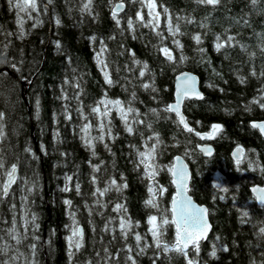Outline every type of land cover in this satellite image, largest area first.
I'll use <instances>...</instances> for the list:
<instances>
[{
    "label": "trees",
    "instance_id": "16d2710c",
    "mask_svg": "<svg viewBox=\"0 0 264 264\" xmlns=\"http://www.w3.org/2000/svg\"><path fill=\"white\" fill-rule=\"evenodd\" d=\"M117 2L92 0L89 12L83 10L87 0H38V10L23 25L22 37L7 0H0V61H6L0 63V113L4 114L0 160L7 170L17 166L9 195L0 197V261L131 264L127 257L132 255L137 264L154 260L155 264H187L181 254L155 248L147 223L150 215L171 218L174 188L168 168L180 155L191 172L188 193L207 207L212 226L207 240L199 242V255L190 248L189 257L199 264H264V233L260 232L264 207L249 192L253 185L264 186V139L249 124L264 120V0H221L216 7L196 0H156L161 13L156 30L136 19L137 11L145 22L150 17L148 9L134 0H123L118 25L111 15ZM165 7L173 25H179L175 36L168 31ZM129 19L133 29L128 28ZM196 35L199 44L193 39ZM228 36L234 40L217 50L216 44L226 42ZM164 47L172 60L161 51ZM183 71L199 78L203 94L201 100L183 105L189 126L199 133L210 132L214 124L222 126L205 141L214 148L210 158L198 151L203 142L194 132L185 131L166 111L173 101L174 78ZM105 72L111 84L106 83ZM104 99L120 100L125 110H135L127 118L132 133L126 131L116 109L106 117L91 111ZM86 123L92 126L89 138L104 136L102 141L92 139L91 147L81 131ZM153 145L157 175L149 179L139 153L149 152ZM235 146L243 148L239 164L230 158ZM3 173L0 169V188ZM113 179L127 187L120 191L113 187L102 197L93 195ZM153 185L158 189V208L146 204ZM161 188L166 191L161 193ZM117 203L126 207L133 232L144 237L143 253L133 234L122 238L120 213L113 211ZM33 215L35 222L25 225ZM72 226L83 230L82 247L74 246L68 255L66 237ZM13 227L15 232L9 234ZM174 238V226H165L164 241L171 243Z\"/></svg>",
    "mask_w": 264,
    "mask_h": 264
},
{
    "label": "snow or ice",
    "instance_id": "6c2138e0",
    "mask_svg": "<svg viewBox=\"0 0 264 264\" xmlns=\"http://www.w3.org/2000/svg\"><path fill=\"white\" fill-rule=\"evenodd\" d=\"M111 2V0H110ZM134 2L141 3L144 7L148 9L147 15L150 17V19L145 22L144 15L137 11L136 13V19L140 21L143 26L145 27H151L153 30H156L159 28V22L161 13L157 11V3L156 0H134ZM198 4L207 5L216 7L220 4L221 0H196ZM253 3L256 2V0H252ZM10 5H12L15 9L18 10V23L20 27H23L24 18L19 16V13H24L29 18H31V12L38 10V0H9ZM48 3H52V0H48ZM91 4L92 0H87V3L83 5V10L91 11ZM124 3L123 0H120V2H117L112 7V18L116 21V23L119 25L120 20L117 18L118 14L124 9ZM163 12L167 17L168 22V31L171 35L175 36L179 32V25H173L172 17L169 14V10L165 7L163 8ZM179 19V18H178ZM57 24L60 23L59 19H57ZM191 22V21H189ZM128 28L133 29V21L132 19H129L127 21ZM23 34V33H22ZM157 35H162L160 32H157ZM193 39L199 44L201 42V38L199 35H196L193 37ZM217 41H220V37L216 38ZM234 40V37L228 36L226 42H218L216 44L217 50L225 47L226 43L231 42ZM178 47L182 48V45L178 40L173 41ZM163 53L167 56L169 60H172L173 57L170 53V50L167 47H164L161 49ZM6 61H0V63H3ZM101 64H103V61H100ZM136 63H140L139 61H136ZM13 68H15V65H12ZM106 67V66H105ZM144 69H147V65H144ZM255 74V73H253ZM0 75H3L0 73ZM145 75L144 71L140 72V76L143 77ZM264 75V73H262ZM191 80L192 83L189 84L187 81ZM105 81L108 84L112 83L111 78L109 77L108 73L105 72ZM143 87L148 88V84H144ZM190 94L195 95L198 98L200 97V94L196 92L195 89V80L192 77H186L185 81L182 82V84L178 85L177 90V99L175 104H171L166 108V111L174 112L176 117H178V123L183 126V129L187 132H194L195 130L189 126V124L186 121V118L180 111L181 103L184 98L189 97ZM67 99V97H65ZM39 102H37L38 104ZM99 105H103L104 111L101 112V108ZM99 105L96 107H93L91 111L93 113H99L102 116H108L110 109L109 105L115 107L120 112L121 119L125 122V128L126 131L129 133H132L134 130L132 126L128 123V114L134 112L135 110L131 107H128L126 110L122 106V102L120 100H101L99 102ZM261 107H264V104H261ZM155 112V110H153ZM4 117L3 113H0V120H2ZM85 120H87V117H84ZM68 119H71V116H68ZM138 123H143V121H138ZM90 123H86L81 131L85 133V143L91 147V140L92 139H99L103 140L104 136L103 134L96 138H89L88 133L91 128ZM100 129L103 131L104 125L103 123L100 124ZM252 127L258 128L262 133H264V122L261 123H253ZM222 130V126L214 124L212 125V131L208 134H201L199 132H196L195 134L197 136H200L201 139H210L212 138L218 131ZM110 133V129H109ZM3 133L0 131V136H2ZM151 139V137L149 138ZM157 143H159V139L157 137ZM209 155H211V149H204ZM154 153H155V145L152 146L149 152H140L139 155L142 158L140 160V163L144 165L145 168V174L148 176L149 179H153L155 175H157V166L152 162L154 160ZM95 154V153H93ZM234 155L237 156V163L240 162V157L243 155V149L237 148ZM0 169H4V175L7 177V179L3 182L2 188H0V197H7L9 195V189L12 184L16 181V173H17V166L15 164L11 165L10 170L5 169V164L3 160H0ZM98 171L99 169L96 168ZM168 171L173 176L172 183L176 185L177 193L176 196L173 197L171 202V218L169 219L167 215H161L159 218L156 215H150L147 219V223L150 225L149 227V233L152 236L153 244L156 249L162 250L164 253L168 252H177L185 257L187 264H199V261L190 258L188 254L189 247L192 248L196 256L199 255L200 251V244L199 241L206 238V233L208 229L210 228V225L208 224V221L206 219L208 210L204 207L197 206L193 203L192 198L188 195L189 188H188V181H189V175L187 172V167L183 163L181 157L175 158V163L168 168ZM69 181H71V177L68 178ZM96 177L92 178V182L96 183ZM115 187L116 191H120L121 188H126L127 185H119L117 184L116 180L113 179L110 182L109 187H105L104 189L97 188L95 192H93V195L96 196L97 194L99 196H104L107 192L112 190V188ZM32 189H29L31 191ZM65 191H68L69 189L66 187L64 189ZM77 192H79V185L76 186ZM148 191L152 195V198L148 199L146 201V204L151 206L152 208H158V204L156 203L155 194L153 193L152 186H149ZM166 191V189L161 188L160 192ZM224 191H227V189H224ZM252 192L255 194L257 200L264 205V188L261 187H253ZM25 200H27V197H24ZM99 203V201H97ZM65 204L70 205L71 201H65ZM15 207V205H13ZM113 211L120 213L119 216V230L121 232L122 238L127 240L128 236L130 234L134 235V239L137 243V246L139 247L140 253H143L145 251V247H141V241L144 239L139 233L133 232V222L131 221L130 217H127L125 214L127 212L126 207L123 204L117 203L115 207L113 208ZM244 216H247L248 213L245 212L243 214ZM35 216L33 215L32 220L29 221L28 219H25L24 223L25 225L29 223L35 222ZM111 223V221H109ZM13 225H15V220H13ZM138 226V222L136 224ZM165 226H174L175 228V238L174 241L171 243L164 241V228ZM27 230V229H26ZM15 232V228L10 230L9 234H12ZM261 233H264V228L260 229ZM73 237H79V240L75 243V248L77 250L82 247V244L80 243V240L83 238V230L79 228L73 229ZM14 239L17 240V243H20V239L17 236H13ZM69 246L72 247V237L69 238ZM151 245H147V247H150ZM31 247L34 249L35 245H31ZM226 250V249H225ZM127 251L130 253L132 252L131 246H127ZM139 254V253H138ZM211 255L215 257L216 252L215 249L211 252ZM111 258V257H109ZM129 261H131V264H137L136 259L129 255L127 257ZM156 259H159V256L157 255ZM0 264H8V261H0ZM153 264H155V260L153 261Z\"/></svg>",
    "mask_w": 264,
    "mask_h": 264
},
{
    "label": "water",
    "instance_id": "95a60500",
    "mask_svg": "<svg viewBox=\"0 0 264 264\" xmlns=\"http://www.w3.org/2000/svg\"><path fill=\"white\" fill-rule=\"evenodd\" d=\"M124 9H125V6H124ZM124 9H123L120 13H122V12L124 11ZM120 13H119V14H120ZM165 57H167V56L165 55ZM5 70H6V69H5ZM186 77H192V78H194V80H195V89H196V92H198V93L200 94V97L203 98V94H202L201 89H200L199 78H198L195 74H193V73H191V72L183 71V72L178 73V74L175 76V78H174L173 101H172L169 105H171V104H175V103H176L178 85L182 84V82L185 81ZM187 82H188L189 84L192 83L191 80H188ZM202 98H198V97H196L195 95H192V94H190L189 97L184 98L183 101H182V103H181V107H180V111H181V113L183 114V105H184V102H185L186 100H188V101H190V100H196V101H199V100H201ZM169 105H168V106H169ZM168 106H167V107H168ZM168 112H169V111H168ZM169 113L174 114V116L176 117V115H175L174 112H169ZM183 115H184V114H183ZM184 117H185V115H184ZM176 118L178 119V117H176ZM185 118H186V117H185ZM254 122H255V123H261V122H264V120H260V121H252V122H250L249 124H250L251 127H252V124H253ZM181 126H182V125H181ZM182 127H183V126H182ZM252 128L255 129V130H257L258 133H259V135L261 136V138L264 139V133H262L258 128H254V127H252ZM211 131H212V130H211ZM211 131H210V132H211ZM210 132H208V133H210ZM195 133H196V132H194V134H195ZM208 133H201V134H208ZM195 136H196L199 140H201V141L203 142V143H201V144L197 147V149H198V151L200 152V154H201L204 158H210V157H212L213 154H214V148H213V146H212L211 143H208V142H205V141L211 140L213 137L210 138V139H201L200 136H197L196 134H195ZM238 147L241 148V149H243V148L240 147V146H235V147L231 150V152H230V158H231L235 163H237V156L234 155V153L236 152V150H237ZM204 149H211V155H209L206 151H204ZM176 157H181L183 163H184V164L186 165V167H187V172H188V175H189V181H188V188H189L190 180H191V172H190L189 166H188L187 162L185 161V159H184L182 156H180V155H176V156L173 157V163H172V165L175 163V158H176ZM242 158H243V155L239 158L240 161L242 160ZM172 165H171V166H172ZM170 177H171V184H172V186H173V188H174V192H173V194H172V196H171V202H172L173 197L176 196L177 188H176V185L172 183L173 176L171 175V173H170ZM253 187H261V188H264V186L253 185V186H251V187L249 188V192H250L251 196L254 198L256 204H257L258 206H263V207H264V205H262V204L259 202V200H257L255 194L252 192V188H253ZM188 195H189V193H188ZM189 196H190V195H189ZM190 197H191V196H190ZM191 198H192V197H191ZM192 201H193V203H194L195 205L200 206V207H204V208L207 209V207H206L205 205H199L198 203H196V202L193 200V198H192ZM171 202H170V209H171ZM46 210H47V214L49 215V208L47 207ZM207 210H208V209H207ZM170 214H171V212H170ZM206 219H207V221H208V224L210 225V228L208 229V231H207V233H206V238L200 240L199 242L206 241L207 238L209 237L210 233H211V230H212V226H211V223H210V220H209L208 212H207ZM190 248H191V247H189V249H190ZM189 249H188V250H189Z\"/></svg>",
    "mask_w": 264,
    "mask_h": 264
},
{
    "label": "rangeland",
    "instance_id": "374dc122",
    "mask_svg": "<svg viewBox=\"0 0 264 264\" xmlns=\"http://www.w3.org/2000/svg\"><path fill=\"white\" fill-rule=\"evenodd\" d=\"M7 3H8V5H9V10L10 11H12L14 14H15V16H16V27H17V34H19L18 36H22L23 37V27L21 28L20 27V25H19V23H18V10L17 9H15L12 5H10V3H9V0H7ZM33 12V11H32ZM32 12H31V16H32ZM19 16H21V17H23L24 18V23H23V25L26 23V21H28L29 19H31V18H29L27 15H25L24 13H19ZM96 60H97V63H99L100 64V58L99 57H96ZM100 106V108H101V112H103L104 111V107H103V105H99ZM109 109H110V111L112 110V109H116L115 107H113V106H111V105H109ZM117 110V109H116ZM117 112H119L118 110H117ZM100 115V114H99ZM7 179V177L6 176H4V179H3V181L1 182V187H2V185H3V182L5 181ZM153 193L155 194V197H156V194H157V191H158V189L157 188H155V185H153ZM75 227L74 226H72L71 227V229H70V232L68 233V236L66 237V243H67V245H68V255H70L71 254V250L74 248V245H75V243H76V241L78 240V237H73V229H74ZM78 228V227H77ZM70 237H72V247H70L69 246V243H70V241H69V238ZM16 256H15V254H13L12 256H11V258L13 259V258H15Z\"/></svg>",
    "mask_w": 264,
    "mask_h": 264
}]
</instances>
